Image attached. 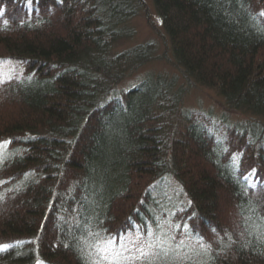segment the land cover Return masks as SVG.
Masks as SVG:
<instances>
[{
	"label": "trees",
	"instance_id": "1",
	"mask_svg": "<svg viewBox=\"0 0 264 264\" xmlns=\"http://www.w3.org/2000/svg\"><path fill=\"white\" fill-rule=\"evenodd\" d=\"M150 1L0 0V237L30 242L0 246V264H264V0ZM140 13L160 20L161 56L152 40L118 50ZM118 19L128 31L107 38ZM163 57L216 91L221 117L183 109L177 75L147 69ZM139 200L160 209L134 224ZM147 222L171 249L115 258L109 242Z\"/></svg>",
	"mask_w": 264,
	"mask_h": 264
},
{
	"label": "rangeland",
	"instance_id": "2",
	"mask_svg": "<svg viewBox=\"0 0 264 264\" xmlns=\"http://www.w3.org/2000/svg\"><path fill=\"white\" fill-rule=\"evenodd\" d=\"M147 1L150 6L151 1ZM131 24L136 28V34L133 36L132 40H128V45H136L145 40H152L155 42L154 47L157 48L155 50V56H161L162 51L165 49V42L163 43V39L162 37L160 38L158 33V30L160 32L161 29L159 18L155 14L149 16L147 13H140L132 19ZM151 25L156 26V31ZM126 45L127 43L121 46L125 47ZM147 69L161 72L162 74L167 75L168 78L177 75V86L188 88L187 94L182 99V106L185 111L198 108L204 111H211L214 115V119H216V117H221L220 113H222L225 108L222 106L223 101L221 97L216 94V91L194 82L189 83L190 86L186 85V81L180 73L176 71L169 58L166 59L163 57L161 60L152 59L147 62ZM1 70V72H11L13 71V67H5V65H3ZM230 114L231 115L228 116L232 118L231 120H241V118H243L241 115L234 113ZM173 188L174 186L172 189ZM178 202L179 201L176 200L177 204ZM147 229L149 231L148 236H141L138 233L132 232L128 233L120 240L119 246L116 248V251L120 256L119 258L128 259L129 257H139L143 254L154 253L161 245H165L168 250L171 249V246L166 243L170 241L167 240L168 233L165 234V229L158 228L154 233L148 222Z\"/></svg>",
	"mask_w": 264,
	"mask_h": 264
},
{
	"label": "bare ground",
	"instance_id": "3",
	"mask_svg": "<svg viewBox=\"0 0 264 264\" xmlns=\"http://www.w3.org/2000/svg\"><path fill=\"white\" fill-rule=\"evenodd\" d=\"M131 5H130V3L129 2H123L122 4H121V7H119V12H122V9L123 8H125V9H127V10H130L131 9ZM6 7L5 6H0V13H1V11H4V9H5ZM38 8H39V11H40V13H42V14H45V13H47V12H45V11H43V7H42V4H40V1H38ZM50 9H51V7H49V9H48V11H50ZM23 10V11H22ZM22 10H21V13H17V12H14V10L13 9H11L10 11H7V16H9V18H26V17H29L30 16V14L28 15V13H27V11L25 10V8L22 6ZM117 25H116V29L113 31V33H111V34H108V36H107V38L109 37V36H112V35H114V34H122V33H126L127 31L125 30V28L127 29V27H126V25H124V23L120 20V19H118V21H117V23H116ZM129 45H128V42H127V47H128ZM132 46V45H131ZM117 47H119L118 48V50H120V51H124V47H122L121 45H119L118 44V46ZM20 70H21V72H20V74L19 75H21V77H27L28 76V79H29V82L30 83H32L34 80H33V75H34V72H31V71H28V70H25V68H23V70L20 68ZM8 73H10V72H0V74H2V75H4V74H6V76L8 75ZM89 134V133H88ZM232 135H233V133H232ZM232 135H231V137H232ZM92 136H93V133H92ZM87 139V140H86ZM81 141H83L82 142V144H84V146H85V149L86 148H89V147H91L92 145H91V143H90V141H91V139L90 138H88V135H87V133L86 132H82V133H80V142ZM74 154H75V156H76V158H78V159H80V157L82 156V154H83V152L81 153V151H80V149L78 148V149H76L75 150V152H74ZM11 155H12V157H13V159H15L14 160V162H13V164H15L16 163V161H18L19 159H21L22 157H24L23 155H20V156H18V155H16V153L15 152H12L11 153ZM74 163H76L77 162V160L76 159H74V161H73ZM12 164V165H13ZM22 166V165H21ZM12 167V166H11ZM80 168H82V167H79V169ZM11 170H14L13 168H11ZM9 171V170H8ZM10 172V171H9ZM33 172V170L30 168V167H23L22 169H21V172L20 173H24V174H28L27 175V178L26 179H29L27 182L25 181V183H27V185H30V184H32V183H34V184H36V183H39V180L40 179H38V178H36V175H35V173H32ZM41 178V177H40ZM40 182H42V180H40ZM18 187L17 188H19V189H17V191H16V189L15 190H13L14 191V194L15 195H17V196H19V194H21L22 192H23V188L25 187L24 185V187H21V186H19V185H17ZM170 188H172L173 187V185H170L169 186ZM167 190V188H164V189H161V190H159L158 192H156V193H159V194H165V191ZM168 190H170V189H168ZM73 196H71V195H68L69 197H67L66 199H67V202H66V204H64L63 206H65V205H67L68 204V202L71 200V205H72V203H74V195H75V191L73 192V194H72ZM79 195H80V190L78 191V193H77V199H78V201H80L81 202V200H80V197H79ZM75 197V198H76ZM127 197V196H126ZM127 198H129V197H127ZM160 199V198H159ZM137 204H138V208H137ZM137 204H135L134 206V208L132 209V212L137 216V219L135 220V223L134 224H137V222H138V224L141 222V218L142 217H146V218H148V216H149V213L151 212V213H153V212H155L156 210H159L160 209V207H159V205L157 204V203H154L153 205L152 204H145V202H142V201H140L139 200V203H137ZM69 207L68 206H66V209H68ZM75 212V215H73V216H76V217H81V215L83 214V213H77V211H74ZM134 216V215H133ZM133 216H131L132 218H133ZM151 216V215H150ZM153 216H154V214H153ZM149 219V218H148ZM47 225L48 224V222L46 221V215L43 217V220L42 221H40L39 222V225H40V229L42 228V227H44V225ZM157 224V223H156ZM152 225V224H150L149 226H150V228H152V230H154V228L157 226L158 227V225ZM56 226V225H55ZM135 229V228H134ZM111 232H113L114 234V236H112V238L114 237V238H117V237H119L122 233H123V231L121 232H118V231H111ZM132 232H134V233H138V234H140L141 236H148L149 235V231H148V229H147V225H146V230H145V232H142V231H139V230H137V229H135V230H130V229H128L124 234H122L120 237H119V241L117 242V243H113V242H109V244H108V246H109V249L111 250V252H115L116 253V256H115V258H117L118 259V256H119V254L117 253V251H116V248L119 246V243H120V240L123 238V237H125L128 233H132ZM112 235V234H111ZM18 242H23V243H26L27 245L28 244H30V242H29V240H28V237H26L25 235H18V236H16V237H13V238H9V237H0V246H9V247H11V245H13V244H15V243H18ZM68 247V246H67ZM22 251H24L23 249H22ZM6 254L7 253H10V255L11 256H13V257H15L16 259H18V260H21V257H23V259H27V258H29V255H30V252H21V250H19V251H13V250H9L8 252L6 251L5 252ZM5 255V254H4ZM12 257V258H13ZM120 257V256H119ZM134 259H137V257H129L128 259H126V260H130V262L132 261V260H134ZM13 260V259H12ZM14 262V261H13Z\"/></svg>",
	"mask_w": 264,
	"mask_h": 264
}]
</instances>
